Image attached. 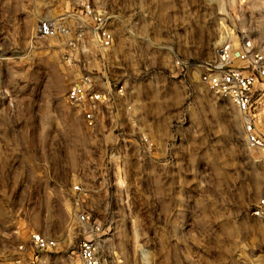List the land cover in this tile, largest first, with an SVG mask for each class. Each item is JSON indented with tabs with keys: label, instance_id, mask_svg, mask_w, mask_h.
Instances as JSON below:
<instances>
[{
	"label": "rangeland",
	"instance_id": "rangeland-1",
	"mask_svg": "<svg viewBox=\"0 0 264 264\" xmlns=\"http://www.w3.org/2000/svg\"><path fill=\"white\" fill-rule=\"evenodd\" d=\"M81 1L0 0V256L37 231L57 245L25 264H80L83 238L108 262L261 264L264 221L251 210L264 147H246L236 108L202 76L222 41L264 51V0H87L114 44L68 64L64 41L37 26L71 12L78 28ZM85 70L125 91L92 126L66 100Z\"/></svg>",
	"mask_w": 264,
	"mask_h": 264
},
{
	"label": "built area",
	"instance_id": "built-area-1",
	"mask_svg": "<svg viewBox=\"0 0 264 264\" xmlns=\"http://www.w3.org/2000/svg\"><path fill=\"white\" fill-rule=\"evenodd\" d=\"M79 6L85 21L80 20L79 27L74 30L68 23L69 16H74L71 12H65L66 16L61 22L45 19L37 26L40 37L64 41L65 49L61 51V59L68 64L71 63V53L76 55L82 51L86 52L88 44H93L100 50L110 49L114 44V36L107 26L106 16L87 0L81 1ZM1 61L3 57L0 49ZM208 66L202 81L215 96L230 100L236 108L241 117L246 147H264V51L254 48L247 38H241L238 48H235L231 41L225 40L218 45L214 63ZM101 86L103 89L99 86V79L91 71L85 70L71 85L66 96V100L83 106L86 121L90 126L95 123L102 105L109 104L112 98H125L122 86H112L110 83L106 86L102 83ZM138 143L148 153L154 148L147 134H140ZM74 189L80 190L78 186ZM251 214L264 221V192L256 200ZM77 220L88 224L90 216L81 212L77 215ZM95 229L97 230V226ZM56 245L55 238L31 231L26 242L15 245L13 250L0 256V264H25V257L37 258V254L51 252ZM77 257L80 264H127L102 259L98 243L92 238L79 240ZM261 264H264V258Z\"/></svg>",
	"mask_w": 264,
	"mask_h": 264
}]
</instances>
